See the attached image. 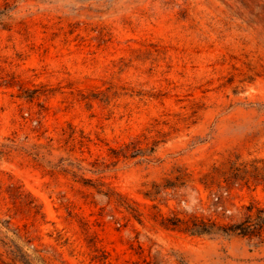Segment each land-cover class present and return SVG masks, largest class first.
Segmentation results:
<instances>
[{"label":"rangeland","instance_id":"rangeland-1","mask_svg":"<svg viewBox=\"0 0 264 264\" xmlns=\"http://www.w3.org/2000/svg\"><path fill=\"white\" fill-rule=\"evenodd\" d=\"M137 139L139 154L112 156ZM154 181L179 185L145 198ZM253 199L264 0H0V215L56 264H264V236L161 223L232 225Z\"/></svg>","mask_w":264,"mask_h":264},{"label":"trees","instance_id":"trees-1","mask_svg":"<svg viewBox=\"0 0 264 264\" xmlns=\"http://www.w3.org/2000/svg\"><path fill=\"white\" fill-rule=\"evenodd\" d=\"M145 139H149L148 135L145 134ZM155 140V139H154ZM143 139L132 140L125 143L122 147H111L112 156L115 158H120L121 156H133L139 154L142 151ZM156 141V140H155ZM230 169L232 171V178H243L241 173L247 170V164L232 162L230 164ZM219 166H215L214 169L206 175H214L213 171L219 170ZM179 173L177 179L179 181L175 182H185L187 179L188 173L181 169H178ZM166 180H170L166 178ZM245 184L246 178H244ZM204 182L205 186H208L206 181ZM178 183H160L154 181L152 188L149 191H144L145 198L151 200L158 199V196L161 195L162 189L178 186ZM217 192H214L216 194ZM217 195V194H216ZM219 196V195H217ZM158 207V205H156ZM131 211L134 212V216L138 217V209L136 207H131ZM245 212L244 218L232 225L223 226L218 222L212 219H208L198 214H189L186 216H180L175 213L172 217H163L161 223L169 228L183 230L191 234H220L221 232H233L239 233L251 237H263L264 236V201L259 199H253L250 203L244 205ZM159 208V212H161ZM138 213V214H137ZM12 217L2 218L0 215V264H56L57 260L66 262L64 259H61L62 252L58 251L56 247L53 246V249H49L44 243L39 245L35 244L36 237L32 235V230L25 224V227L20 226L19 224L12 227ZM3 227H6L8 230L14 232L15 237L9 235L3 230Z\"/></svg>","mask_w":264,"mask_h":264}]
</instances>
